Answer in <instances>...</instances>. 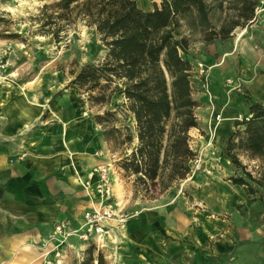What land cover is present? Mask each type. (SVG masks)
Masks as SVG:
<instances>
[{"label":"crops","instance_id":"0c3cea01","mask_svg":"<svg viewBox=\"0 0 264 264\" xmlns=\"http://www.w3.org/2000/svg\"><path fill=\"white\" fill-rule=\"evenodd\" d=\"M251 24L235 39L197 42L189 49L194 75H200L199 65L209 67L207 91L201 77L195 82L200 106L198 129L189 132L191 145L197 135L208 139L211 117L220 113L215 147L225 152L232 116H248L249 105L264 106V11ZM227 79L235 87L241 84L247 97H232ZM61 82V77L38 76L0 87V264H42L41 247L54 245L53 227L66 221L77 230L84 211L100 201L91 173L103 161L95 153L106 151V143L83 95L71 81L62 92ZM193 151L202 161L180 184L188 196H170L115 229L116 243L104 244L114 252L113 264H264V193L247 196L244 186L229 181L236 170L225 153L213 155L209 147ZM111 177L115 196L124 190L126 200L119 204L125 208L131 177L123 171ZM124 177L128 183L120 180ZM85 246L70 238L61 247V264H79Z\"/></svg>","mask_w":264,"mask_h":264},{"label":"trees","instance_id":"16d2710c","mask_svg":"<svg viewBox=\"0 0 264 264\" xmlns=\"http://www.w3.org/2000/svg\"><path fill=\"white\" fill-rule=\"evenodd\" d=\"M260 1L160 0L147 11L135 0H56L30 18L31 35L58 44L69 29L82 24L95 31L106 49L101 63L84 65L69 84L87 96L90 106L105 108L119 92L120 106L96 115L93 123L102 127V141L129 151L117 166L134 177V199L158 200L187 178L196 159L189 132L198 129L195 111L200 105L193 98L190 44L179 30L180 21L190 19L189 30L198 31L205 44L223 42L255 20ZM233 127L225 147L236 170L229 181L244 186L247 196L264 193V166L248 164L264 163V106L249 105V115ZM95 250L87 247L80 264H107Z\"/></svg>","mask_w":264,"mask_h":264},{"label":"rangeland","instance_id":"374dc122","mask_svg":"<svg viewBox=\"0 0 264 264\" xmlns=\"http://www.w3.org/2000/svg\"><path fill=\"white\" fill-rule=\"evenodd\" d=\"M56 0H0V67L4 66L2 70L0 68V87L8 86V81H29L32 80L34 77L38 76H56L57 78L61 77V84L63 85V89L67 90V84L73 80L74 76L72 74H76L79 72L80 68L86 64H99L103 61L106 49L100 42L98 36L96 35L93 29H89L82 24H78L75 27L68 30L66 35L64 36L63 40L60 43H55L51 37H44L39 35H31L34 31V27L30 26V18L36 16L39 13V9L42 7L43 4H50L55 2ZM137 5L146 10L152 8L153 3H156L157 6L160 5V0H135ZM257 14L264 11V1L259 2L257 8ZM218 15H215V19H218ZM190 19H185L180 21V32L187 37L189 41V46L191 47L193 44L197 42H201V34L198 31H190L188 24ZM252 25V24H251ZM250 25L243 29H236L230 40L232 38H236V34L240 33L241 31L249 28ZM9 34H16L19 35L20 38L16 40H10L7 37ZM189 47V49H190ZM209 68V67H208ZM14 74V75H12ZM15 77V78H13ZM200 75H194V70L192 72V86H193V98L195 95V82L197 81L196 78L200 79ZM9 78V80H8ZM13 78V79H12ZM202 89L204 93L206 92V83L201 78ZM226 85H233L231 79H227L225 81ZM238 87L233 85L229 88V93L232 97L237 96H244L247 97V92L242 88L241 84H238ZM65 87V88H64ZM84 101L87 106L88 115L93 120L96 115H101L102 112L106 109L115 110L116 107L120 106L122 100L119 92H116L110 104L103 108L98 106H90L87 102V96L84 95ZM216 109V108H215ZM213 114V113H212ZM220 114V113H215ZM214 116V114L212 115ZM224 116V115H223ZM229 116L223 117L228 119ZM245 117H241L239 115L232 116L231 124H234L235 120H242ZM222 119V117H221ZM212 120V117H211ZM223 119L220 121L222 122ZM220 124V123H219ZM218 124V125H219ZM128 126L132 127L133 123L129 121L127 123ZM213 130L215 127L214 121H210L209 126L207 127V138L202 139L199 138L197 135V140H205L204 144H198L196 141L192 144L193 149H201L205 147H209L211 151H213V155L215 154H222L225 153L217 149L216 141H215V131L218 127ZM116 128L122 127L121 125L117 124ZM98 134L103 131L101 126H98ZM234 130V127H233ZM213 131V136L210 134ZM199 134V133H197ZM205 135H203L204 138ZM104 142V141H103ZM106 143V151L104 152L105 162L110 163L112 166V174H116L119 171H122L118 168L117 164L120 161L121 156L124 153H129V151H124L123 147L117 146L115 143ZM217 149V150H216ZM217 160H220L222 156L216 157ZM220 158V159H219ZM240 161L242 163L247 164V160L244 156H239ZM196 161L193 162L191 166V172L189 177L192 178L196 172H198L201 168L200 162L202 161L201 156H196ZM255 162V161H254ZM258 166H264L262 161H257L255 163H248L249 165L256 164ZM225 164H221V169H223ZM223 170H227L226 168ZM264 172V168H261ZM124 176L131 177L129 180L132 181V197L127 202V206L125 210L135 216L138 212H141L144 209L151 208L155 205V203H159L166 198H170V196L175 197H187L188 194L185 193L180 184L172 188L167 194L161 196L158 200L155 201H143L140 197L134 199L133 196V176H128L125 172ZM188 178V176H187ZM189 178V179H190ZM188 179V180H189ZM120 180L122 182H127L124 179ZM225 181V180H223ZM128 183V182H127ZM114 186V185H113ZM121 192L119 193L118 197L115 196L113 191V195L116 198L117 203H121L122 201L125 202L124 198V190L119 188ZM124 189V187H123ZM113 190V188H112ZM122 206V204H121ZM123 228V227H122ZM121 228L119 229V231ZM118 231V230H116ZM116 232H112L108 239H111V243H116ZM114 241V242H113ZM86 243L85 250L90 245L95 247L96 251L101 252L107 264H113L114 262V252L110 251V249L105 247L98 248L94 242V240H89ZM84 250V251H85ZM81 262V261H80ZM80 264V263H79Z\"/></svg>","mask_w":264,"mask_h":264},{"label":"built area","instance_id":"2783aa9c","mask_svg":"<svg viewBox=\"0 0 264 264\" xmlns=\"http://www.w3.org/2000/svg\"><path fill=\"white\" fill-rule=\"evenodd\" d=\"M261 0L260 2H263ZM256 9V14H257ZM200 75L203 81L208 86L207 70L201 65ZM2 70L4 66L0 67ZM214 112V111H213ZM221 114H214L212 121L219 122ZM95 156L102 157L103 161L94 167L91 176L96 177V182L93 190L100 197V201L96 208L86 210L83 213L82 224L77 230H71L66 221H60L53 227L50 240L54 245L50 244L49 248L41 247L42 264H61V247H64L70 238H76L81 242L94 240L98 248L104 247V242L107 237L114 232L115 229L124 227L132 214L128 213L123 206L117 203L113 195V180H112V166L105 162L103 151H97ZM194 162H197L196 159ZM85 187L89 186L87 183Z\"/></svg>","mask_w":264,"mask_h":264},{"label":"bare ground","instance_id":"6f19581e","mask_svg":"<svg viewBox=\"0 0 264 264\" xmlns=\"http://www.w3.org/2000/svg\"><path fill=\"white\" fill-rule=\"evenodd\" d=\"M207 70L209 71V68H207ZM206 91H207V89H206ZM222 120V119H221ZM220 120V121H221ZM220 121L219 122H214L215 123V127L213 128V130L216 128V126L220 123ZM211 136H213V131H212V133L210 134ZM115 236H118V235H115ZM108 238V237H107ZM114 242V241H113Z\"/></svg>","mask_w":264,"mask_h":264}]
</instances>
